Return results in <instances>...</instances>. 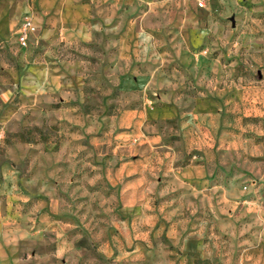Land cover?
Listing matches in <instances>:
<instances>
[{"label": "rangeland", "instance_id": "obj_1", "mask_svg": "<svg viewBox=\"0 0 264 264\" xmlns=\"http://www.w3.org/2000/svg\"><path fill=\"white\" fill-rule=\"evenodd\" d=\"M24 1L0 45V264H264V0H122L73 45ZM197 99L221 109L194 123Z\"/></svg>", "mask_w": 264, "mask_h": 264}, {"label": "crops", "instance_id": "obj_2", "mask_svg": "<svg viewBox=\"0 0 264 264\" xmlns=\"http://www.w3.org/2000/svg\"><path fill=\"white\" fill-rule=\"evenodd\" d=\"M27 12H32L46 27L48 40L52 38L67 45L89 42L95 36L94 22L109 17L122 0H31ZM24 0H0V45L10 40L17 32L24 9ZM220 105L213 100L197 99L189 115L193 122L204 116L218 113ZM180 108L164 105L157 115L161 119L182 120L185 115ZM200 171H198L199 173ZM203 247L199 240H188L184 250L188 255L199 253Z\"/></svg>", "mask_w": 264, "mask_h": 264}, {"label": "built area", "instance_id": "obj_3", "mask_svg": "<svg viewBox=\"0 0 264 264\" xmlns=\"http://www.w3.org/2000/svg\"><path fill=\"white\" fill-rule=\"evenodd\" d=\"M200 7H204V2H200ZM36 31L34 22L30 19L25 20L19 31V43L21 46L26 47L28 45L29 37Z\"/></svg>", "mask_w": 264, "mask_h": 264}]
</instances>
